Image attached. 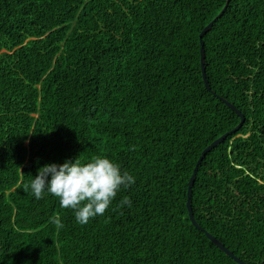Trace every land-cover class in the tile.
Instances as JSON below:
<instances>
[{
    "label": "trees",
    "instance_id": "16d2710c",
    "mask_svg": "<svg viewBox=\"0 0 264 264\" xmlns=\"http://www.w3.org/2000/svg\"><path fill=\"white\" fill-rule=\"evenodd\" d=\"M97 155L135 177L102 216L32 195ZM207 231L264 264V0H0V264H239Z\"/></svg>",
    "mask_w": 264,
    "mask_h": 264
},
{
    "label": "clouds",
    "instance_id": "9594fccd",
    "mask_svg": "<svg viewBox=\"0 0 264 264\" xmlns=\"http://www.w3.org/2000/svg\"><path fill=\"white\" fill-rule=\"evenodd\" d=\"M135 183V177L122 170L119 163L105 155H97L87 162L80 157L63 163L52 162L38 169L28 186L35 199L52 195L62 208L74 213L81 225L102 216L118 193ZM122 204H129L127 197Z\"/></svg>",
    "mask_w": 264,
    "mask_h": 264
},
{
    "label": "water",
    "instance_id": "95a60500",
    "mask_svg": "<svg viewBox=\"0 0 264 264\" xmlns=\"http://www.w3.org/2000/svg\"><path fill=\"white\" fill-rule=\"evenodd\" d=\"M227 7V5H226ZM226 7L221 11V13L219 15H222V13L225 11ZM218 17H216L214 19V21L217 19ZM213 22H210L209 24H207L203 31L200 33V40H201V64H202V71H203V76H204V80H205V84L207 86L208 89H211L210 84L208 82V78L206 75V54H205V48H204V40H203V36L205 35V33L212 27ZM223 99V101H225V103L232 108L233 110L236 111V113L241 117L240 118V122L238 123V125H236L233 129L225 132L223 135H221L219 138L215 139L214 141H212L207 147L204 148V150L201 153V156L193 170V173L191 175V178L189 180V185H188V195H187V206H188V210H189V215L191 220L193 221V223L196 225V227L198 228H202L201 225H199V223H197V220L194 217L193 214V210H192V203H191V197H192V190H193V185H194V181H195V176L199 167V164L201 162V159L203 158V156L206 154V152H208L209 150H211L212 148H214L216 145H218L219 143H221L223 140H225L227 138V136L235 131H237L244 123L245 121V114L242 113V111L240 109H238L233 103H231L230 101H228L227 99H225L224 97H221ZM211 240L216 243L223 251H225L228 255H230L235 261H237L239 264H247L245 261H243L239 256H237L231 249H229L221 240H219L218 238H216L213 234H211L210 232L207 231L206 233Z\"/></svg>",
    "mask_w": 264,
    "mask_h": 264
}]
</instances>
